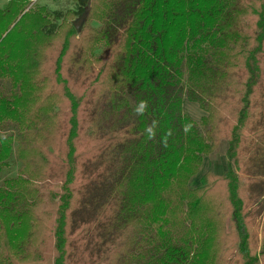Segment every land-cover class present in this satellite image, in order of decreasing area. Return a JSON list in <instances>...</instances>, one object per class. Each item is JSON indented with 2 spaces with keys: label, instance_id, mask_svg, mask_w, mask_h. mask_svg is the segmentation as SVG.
I'll list each match as a JSON object with an SVG mask.
<instances>
[{
  "label": "trees",
  "instance_id": "1",
  "mask_svg": "<svg viewBox=\"0 0 264 264\" xmlns=\"http://www.w3.org/2000/svg\"><path fill=\"white\" fill-rule=\"evenodd\" d=\"M29 1L0 8V129L19 131L0 135V167L14 140L22 163L0 185V264H204L223 248L237 257L221 264H264V0H88L100 29L48 34ZM220 139L227 173L188 187Z\"/></svg>",
  "mask_w": 264,
  "mask_h": 264
},
{
  "label": "rangeland",
  "instance_id": "2",
  "mask_svg": "<svg viewBox=\"0 0 264 264\" xmlns=\"http://www.w3.org/2000/svg\"><path fill=\"white\" fill-rule=\"evenodd\" d=\"M8 0H0V8H4ZM88 0H30L22 10V13L29 10V9H35L36 7L43 6L46 11V17L48 19V23L43 27L42 32L44 34H48L50 32L57 31V28L61 26L62 24L71 25L72 21H77L78 19H82L79 28L82 30L84 26H90L95 29H100L102 26L101 21L97 20L96 16L93 15L92 11H90L87 14V21L83 22L84 19V12L88 7ZM93 10V9H92ZM94 11V10H93ZM19 15L16 17V19L11 23L9 28L3 33L2 36H4L15 24V21L18 19ZM85 19V20H86ZM3 23H0V29H2ZM79 30V31H80ZM78 38V35L75 37ZM79 39V38H78ZM103 50V44H98L96 49L94 51H87L86 56L88 59L93 60L94 58L98 57ZM13 90L11 81L8 77H0V94L2 96L8 97L11 91ZM187 98L183 97V102ZM187 101V100H186ZM190 101V100H189ZM183 102H182V111L185 115H187L190 118V114L188 111L183 110ZM195 103L196 107L198 103ZM199 107V105H198ZM200 108V107H199ZM201 109V108H200ZM189 111L190 110L189 108ZM204 115L207 114V112H203ZM192 116V114H191ZM199 121V120H198ZM12 134V136H18L19 131L17 130L15 123H8L4 129H0V135H9ZM21 135V134H20ZM209 143V142H208ZM17 142L14 140L12 144L13 151L10 153L9 157L5 160V162L0 167V185L4 183L6 179L12 178L16 176V174L19 171V168L21 166V161H19L14 153V150L16 149ZM227 140L226 139H220L218 140L214 145L213 148L202 155L201 157V163L198 167V170L195 174L191 175L188 179V187L194 188L197 187L200 183L201 177L208 173L210 178H208V183L211 186L214 182L213 180L217 177V175H224L227 173ZM233 159L231 161V168L236 173L237 167ZM201 173V176L199 179H197V182L194 181V176L199 175ZM216 184L215 190H220L218 193V202L224 206H227V191L226 189V183L222 182L220 184ZM246 193L245 191L241 190L240 193ZM251 213L253 216V220L251 222L252 231L254 233V237L252 236V242L255 245V252L259 254L260 251V245L262 242V228H264V193H262L256 200V203L253 204L251 207ZM45 214H43L44 217ZM200 219V218H199ZM224 233H229L230 231V223L228 218L224 219ZM220 254V255H219ZM237 257V252H233L232 250L227 249H221L220 253L214 256L213 259H211L208 263L204 262V264H221V260L223 262H228L229 259H234ZM259 264H262L261 255L258 258ZM229 264V263H227Z\"/></svg>",
  "mask_w": 264,
  "mask_h": 264
},
{
  "label": "crops",
  "instance_id": "3",
  "mask_svg": "<svg viewBox=\"0 0 264 264\" xmlns=\"http://www.w3.org/2000/svg\"><path fill=\"white\" fill-rule=\"evenodd\" d=\"M186 100H184V102H183V110L188 111L189 114L191 112L192 116L190 114V118L195 120V121H198L204 115V113H203L204 111L202 109H200L198 107V105L196 107L195 103H192V101H189L188 99H186ZM189 108L192 111H189ZM200 176H201V173L199 175L194 176L193 177L194 181L197 182V179H199Z\"/></svg>",
  "mask_w": 264,
  "mask_h": 264
},
{
  "label": "clouds",
  "instance_id": "4",
  "mask_svg": "<svg viewBox=\"0 0 264 264\" xmlns=\"http://www.w3.org/2000/svg\"><path fill=\"white\" fill-rule=\"evenodd\" d=\"M144 106H145V102L142 101L140 107L137 108L136 111H137L138 113H142V112H143V108H144Z\"/></svg>",
  "mask_w": 264,
  "mask_h": 264
},
{
  "label": "water",
  "instance_id": "5",
  "mask_svg": "<svg viewBox=\"0 0 264 264\" xmlns=\"http://www.w3.org/2000/svg\"><path fill=\"white\" fill-rule=\"evenodd\" d=\"M83 16H84V15H83ZM81 21H82V19H81V18H80V19H78L77 21H74V26H75V28H76V29H78V28H79V25H80Z\"/></svg>",
  "mask_w": 264,
  "mask_h": 264
}]
</instances>
